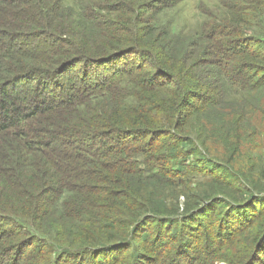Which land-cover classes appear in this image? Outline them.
Instances as JSON below:
<instances>
[{"label":"trees","instance_id":"obj_1","mask_svg":"<svg viewBox=\"0 0 264 264\" xmlns=\"http://www.w3.org/2000/svg\"><path fill=\"white\" fill-rule=\"evenodd\" d=\"M224 4L0 0V264H264V0Z\"/></svg>","mask_w":264,"mask_h":264},{"label":"rangeland","instance_id":"obj_2","mask_svg":"<svg viewBox=\"0 0 264 264\" xmlns=\"http://www.w3.org/2000/svg\"><path fill=\"white\" fill-rule=\"evenodd\" d=\"M66 5L69 9L76 12H79L82 9V6H88L93 0H65ZM226 1L230 2L231 0H161V3L168 5L169 7L157 15L158 20L162 28H169L178 33L182 34L183 37H191L195 33L201 30V27H204L205 24L213 25L216 22L215 19H219L222 14H225L228 11ZM158 7H154L153 11L158 10ZM85 10H83L84 12ZM152 11V12H153ZM150 14H147L148 16ZM208 30V29H207ZM149 64L148 66H150ZM198 181L190 186L194 188L197 185ZM161 193L164 196L170 197L172 194L170 191L163 189ZM264 195V192H263ZM181 205L185 202V197L180 195L178 198ZM260 205V202L256 203ZM224 264V263H221Z\"/></svg>","mask_w":264,"mask_h":264}]
</instances>
